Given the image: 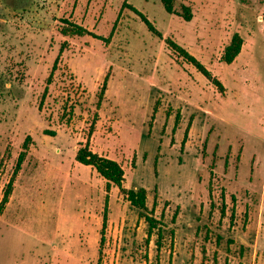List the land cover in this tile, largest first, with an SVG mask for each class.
<instances>
[{"label": "rangeland", "instance_id": "obj_1", "mask_svg": "<svg viewBox=\"0 0 264 264\" xmlns=\"http://www.w3.org/2000/svg\"><path fill=\"white\" fill-rule=\"evenodd\" d=\"M181 5L189 21L160 0H0V201L24 150L0 264H264V0ZM70 23L87 31L64 33ZM85 144L121 164L123 187L146 189L150 236L119 188L76 160Z\"/></svg>", "mask_w": 264, "mask_h": 264}, {"label": "trees", "instance_id": "obj_2", "mask_svg": "<svg viewBox=\"0 0 264 264\" xmlns=\"http://www.w3.org/2000/svg\"><path fill=\"white\" fill-rule=\"evenodd\" d=\"M160 1L164 9L168 13L177 14L183 17L186 21H189L191 19V11L188 6L181 5L180 9H176L174 6L176 0H160ZM127 7L130 8L132 11H134L140 17L141 21L144 22V24L146 25L149 31H151L152 33L158 36H161V33L155 28L154 24L148 19V17L144 13H142L140 10H138L136 7L132 6L131 4H128ZM86 31L87 30L83 26L72 23H70L68 26H66L63 29L64 33L70 32L72 34H79V35L83 34ZM166 41L171 49L178 52V54L181 55L187 62L193 64L195 68L199 72H201L206 78H208L220 91L224 90L221 81L216 76L212 75L211 71L207 69L204 66V64L200 62L194 55L189 53L185 48L177 44L175 41L169 38H166ZM241 45H242V38L238 34H234L230 43L224 49L222 60L225 63H231L235 59V57L239 54ZM62 47L60 51H62ZM59 55L60 54H58V56L55 58L53 62L52 69L47 77V84L50 83V81L52 80V75L56 68ZM104 89H105V84L102 85L101 91L99 92L97 105H100V101L102 100ZM47 92H48V85L44 87L39 107H41L42 101L44 100V97L46 96ZM92 127L93 124H91L90 129H92ZM23 148L26 149V142L23 143ZM75 158L79 163L94 167L97 173L105 179L106 181L105 187L107 190H109L112 185L117 186L119 188L120 193L125 196L127 201H129L132 206L139 209L140 215L143 216L147 221L148 223L147 232H148V236H150L153 227H155L156 220L153 216L146 213L147 211L146 189L144 187H139L136 189L134 188L127 189L123 187L122 182L124 181V171L121 164L118 163L116 160H113L108 157H104L92 151L89 148L88 144L81 146L77 150ZM23 159H24V150L21 151V153L17 158L13 175L9 180L7 187L4 191V195L0 201V213L2 207L8 201L14 176L19 170ZM105 221H106V216H104L103 225L105 224Z\"/></svg>", "mask_w": 264, "mask_h": 264}]
</instances>
